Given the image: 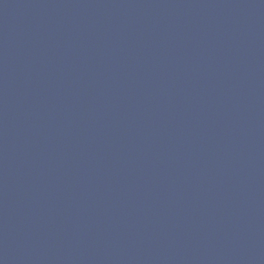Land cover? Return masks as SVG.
I'll return each instance as SVG.
<instances>
[{
  "label": "water",
  "instance_id": "1",
  "mask_svg": "<svg viewBox=\"0 0 264 264\" xmlns=\"http://www.w3.org/2000/svg\"><path fill=\"white\" fill-rule=\"evenodd\" d=\"M0 264H264V0H0Z\"/></svg>",
  "mask_w": 264,
  "mask_h": 264
}]
</instances>
